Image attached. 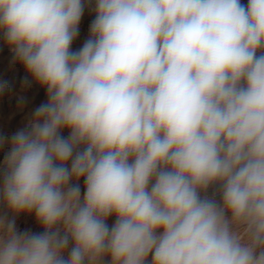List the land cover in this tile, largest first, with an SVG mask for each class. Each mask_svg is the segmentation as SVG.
<instances>
[{
    "label": "clouds",
    "instance_id": "clouds-1",
    "mask_svg": "<svg viewBox=\"0 0 264 264\" xmlns=\"http://www.w3.org/2000/svg\"><path fill=\"white\" fill-rule=\"evenodd\" d=\"M83 11L0 0L47 93L0 166V264H264V0H95L72 51Z\"/></svg>",
    "mask_w": 264,
    "mask_h": 264
},
{
    "label": "rangeland",
    "instance_id": "rangeland-1",
    "mask_svg": "<svg viewBox=\"0 0 264 264\" xmlns=\"http://www.w3.org/2000/svg\"><path fill=\"white\" fill-rule=\"evenodd\" d=\"M247 4L248 0H241ZM95 0H84V11L79 23V32L71 45L72 51H78L90 36V26L95 19ZM0 83H6L7 87L0 92V137L5 138V142L0 144V166L7 152L11 136L18 130H27L33 118L35 109L42 103L47 102L46 89L36 83L22 64L15 60L14 53L7 45L3 34L0 33ZM64 137L69 135L67 129L61 133ZM81 196L85 192L83 178L79 181ZM219 189L211 186L205 195L220 199ZM12 214L6 205L0 200V216ZM17 230L20 232L30 231L40 233L43 231L41 225L36 221L35 215L22 213L15 217ZM115 222V217H109L107 223L111 226ZM110 258H105L104 264H109Z\"/></svg>",
    "mask_w": 264,
    "mask_h": 264
}]
</instances>
